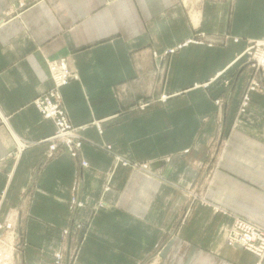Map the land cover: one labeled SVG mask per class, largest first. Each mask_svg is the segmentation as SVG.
<instances>
[{"label":"crops","instance_id":"obj_1","mask_svg":"<svg viewBox=\"0 0 264 264\" xmlns=\"http://www.w3.org/2000/svg\"><path fill=\"white\" fill-rule=\"evenodd\" d=\"M198 33L203 43L161 61ZM260 39L264 0H0V222L20 234L13 264H53L69 244V264H264L225 241L236 216L264 228V79L249 90L238 58ZM59 59L73 76L63 106L85 125L81 158L50 155L55 126L32 103ZM145 92L169 97L139 110Z\"/></svg>","mask_w":264,"mask_h":264},{"label":"built area","instance_id":"obj_2","mask_svg":"<svg viewBox=\"0 0 264 264\" xmlns=\"http://www.w3.org/2000/svg\"><path fill=\"white\" fill-rule=\"evenodd\" d=\"M26 2L20 3L24 6ZM193 6L189 5V14L193 18ZM195 18V16H194ZM205 35L198 33L195 38L187 40L182 46L187 43H203ZM237 41V39H235ZM212 43L210 42L209 45ZM181 45L178 48L182 47ZM176 49H169L166 53H173ZM244 57L246 64L251 70V79L248 83L249 90H256L263 88L260 86V81L264 79V39L252 40L248 42L245 51L238 56ZM48 68L52 86L37 96L33 100L34 107L39 111L41 116L45 119H50L54 126L55 131L47 138L49 142L50 155L58 152V147L63 146L73 157H80V148L84 142L81 136V130L85 129L84 126H74L62 103V95L60 89L67 84L73 77L68 68L66 67L63 59L51 60L48 62ZM257 78L260 79L258 81ZM25 146V145H24ZM105 150L113 153L110 146H106ZM116 160L123 161L124 164H129L126 158L115 155ZM81 167H87L88 163L81 159ZM146 168V166H144ZM147 169V168H146ZM78 188V180L74 182V189L71 200V209H75L82 205L76 197L75 190ZM71 237V230H63L62 238ZM225 241L228 245H239L244 250L256 255L259 260H264V228L258 224L236 216L226 231ZM21 246L20 234L14 225V222L5 219L0 222V264H13L18 255V249ZM76 253V246L69 244V247L63 251H59L54 255V264H69V261Z\"/></svg>","mask_w":264,"mask_h":264},{"label":"rangeland","instance_id":"obj_3","mask_svg":"<svg viewBox=\"0 0 264 264\" xmlns=\"http://www.w3.org/2000/svg\"><path fill=\"white\" fill-rule=\"evenodd\" d=\"M185 43V42H184ZM183 44V43H182ZM182 44H179L177 47H175V48H170V49H176V48H178L180 45L182 46ZM169 50V49H168ZM167 50V51H168ZM166 51V52H167ZM164 53L163 54V56L161 57V61L162 62H164V64L167 62V59H168V56L170 55V54H172V53ZM174 53V52H173ZM153 54V56H157V54H155V52H153L152 53ZM248 66V65H247ZM249 68V67H248ZM169 97V95L168 94H166L165 92H162L161 94H158V95H156V96H154L153 97V95H152V92H149V94H148V92H145V98H144V100L142 101V102H140L139 104H138V109L139 110H142V109H145L148 105H150V104H152L153 102H155V101H160V102H164L167 98ZM155 99V100H154ZM91 125H93V126H95L98 130H100L101 131V126H100V123H98V122H96V123H93V124H91ZM84 127H85V125H84ZM84 130V129H83ZM82 131V130H81ZM82 136V135H81ZM106 146H108V145H106ZM106 146H103V148L105 149V147ZM111 147V146H110ZM115 158V160H116V156L114 157ZM126 160H128L127 158H126ZM129 161V164H124V162L123 161H120V160H117V163H119V164H122V165H131V166H133V167H142V168H144V169H146L144 166H146V164H142V163H138V162H131L130 160H128ZM75 240V239H74ZM73 246H75V244L73 245ZM54 264V263H53Z\"/></svg>","mask_w":264,"mask_h":264}]
</instances>
